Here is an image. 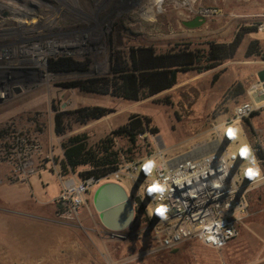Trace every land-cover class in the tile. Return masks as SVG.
Wrapping results in <instances>:
<instances>
[{"label": "rangeland", "instance_id": "1", "mask_svg": "<svg viewBox=\"0 0 264 264\" xmlns=\"http://www.w3.org/2000/svg\"><path fill=\"white\" fill-rule=\"evenodd\" d=\"M26 2L21 4L27 11L25 17L0 25V90L5 93L0 97V264H264V251L259 249L264 224L257 226V235L246 229L255 221L264 223V184L250 191V215L239 236L221 250L185 241L173 250L147 254L152 246L148 234L135 233L139 215L123 230L122 239H114L101 225L91 198L82 208L78 227L57 221L58 205L42 209L37 205L59 194L61 143L71 136L86 134L88 144L93 145L130 119L140 120L143 133L134 145L124 138L115 141L114 150L121 156L118 166L144 160L155 166L205 148L201 145L214 139L216 131L232 118L233 108L246 100V90L257 82L260 59L247 58L244 51L254 33H264L257 31L264 22V0H162L159 12L153 0ZM204 10L211 14L203 16V25H183V21L202 16ZM241 27L256 31L244 36L232 59L201 73L180 72L175 86L149 98L130 101L63 87L64 83L109 77L111 49L123 57L132 47H152L157 53L180 46L201 51L209 42H229ZM47 43L64 46L70 53L44 56L39 63L22 54L33 47L43 51ZM59 57L80 62L84 69L50 72L49 60ZM240 88L245 93L235 95ZM91 106L111 113L85 124L70 115ZM56 114H65V131L60 136L54 133ZM254 116L240 122L244 133L238 126V144L252 141L255 133L264 137L263 130L250 124ZM20 136L26 143L36 141L38 151L26 155L16 140ZM22 160L26 167L15 170ZM86 169L80 167L73 175ZM39 175L41 181L50 176L47 188L39 181L29 183ZM104 182L110 181L100 184ZM120 182L125 183L138 212L141 204L134 199L135 190L130 192L133 183L125 178Z\"/></svg>", "mask_w": 264, "mask_h": 264}, {"label": "built area", "instance_id": "2", "mask_svg": "<svg viewBox=\"0 0 264 264\" xmlns=\"http://www.w3.org/2000/svg\"><path fill=\"white\" fill-rule=\"evenodd\" d=\"M200 14L205 16L211 12L204 10ZM257 31L264 32V22L258 24ZM259 90L258 82L246 90V100L233 108L232 118L216 131L213 140L201 145H212L208 152L198 155L189 152L162 160L155 166L151 160L122 163L117 170L97 180L58 172L61 190L55 200L60 208L57 221L66 226H80L87 195L102 181L120 183L125 178L137 183L134 199L141 204V211L140 227L135 233L148 234L152 246L147 254L173 250L185 241L223 249L239 236L241 226L250 215L249 192L264 184V137L255 133L252 147L236 142L237 125L264 110V102H254ZM16 140L26 155L39 149L34 140L26 143L21 136ZM231 143L235 146L231 147ZM255 147L262 153V159L256 157ZM250 158L253 161L247 164ZM22 167H26L25 160L19 161L15 170ZM24 174L25 171L20 173ZM122 232L106 229L107 235L114 239H122Z\"/></svg>", "mask_w": 264, "mask_h": 264}, {"label": "trees", "instance_id": "3", "mask_svg": "<svg viewBox=\"0 0 264 264\" xmlns=\"http://www.w3.org/2000/svg\"><path fill=\"white\" fill-rule=\"evenodd\" d=\"M255 27H241L229 42H209L205 50L194 51L188 46L171 48L165 52L157 53L152 47H132L127 56L123 57L118 51L111 49L110 76L87 78L82 81L64 83L65 88H77L87 93L119 97L130 101L149 98L175 86L177 74L186 71L201 73L214 69L226 60L232 59L247 33L255 32ZM245 57H257L264 61V48L257 40L248 42ZM84 69L80 62L71 58L59 57L49 60L48 70L53 73L71 72ZM239 89L235 95L244 94ZM111 113L110 109L91 106L82 107L70 115L82 124L99 120ZM253 113L251 116H253ZM65 114H56L54 117V133L63 135L65 128L62 121ZM143 133L142 122L130 119L112 129L107 135L95 144L89 145L86 134L69 137L61 143L62 160L61 174L75 173L80 167H87L79 172L80 178L92 177L95 180L109 175L118 168L120 153L114 150L117 138H124L130 144L136 143L137 137ZM255 154L258 159L263 155L257 147Z\"/></svg>", "mask_w": 264, "mask_h": 264}, {"label": "water", "instance_id": "4", "mask_svg": "<svg viewBox=\"0 0 264 264\" xmlns=\"http://www.w3.org/2000/svg\"><path fill=\"white\" fill-rule=\"evenodd\" d=\"M205 23L203 16H195L193 19L183 21V25L188 28H197ZM257 82L260 90L254 96L255 103L264 102V69L257 73ZM132 192L137 183L134 182ZM131 194L117 182H104L99 184L92 192V205L98 214L101 225L111 231H123L134 221L138 212L135 211ZM141 208V207H140Z\"/></svg>", "mask_w": 264, "mask_h": 264}, {"label": "crops", "instance_id": "5", "mask_svg": "<svg viewBox=\"0 0 264 264\" xmlns=\"http://www.w3.org/2000/svg\"><path fill=\"white\" fill-rule=\"evenodd\" d=\"M254 33V32H253ZM250 40H257L258 42H259V44H260V47L261 48H264V33H261V34H258V33H254V37H252V38H249V41ZM248 41V42H249ZM248 42H247V44H248ZM264 69V61H261L260 60V66L258 67V69H257V73L259 72V71H261V70H263ZM255 116L253 117V119L251 120V122H250V124H251V126L253 127V128H255V129H260V130H263L264 131V110H262V111H260V112H256L255 114H254ZM238 126H241V128H242V131H243V133H244V128L242 127V125L239 123L238 125H237V128H239ZM238 130V129H237ZM246 138V137H245ZM254 144V137L252 138V141L250 140V139H246V142L245 143H243V144H246V145H249V146H254L253 144ZM43 173V172H42ZM41 174V173H40ZM39 178L38 179H35L34 177H32V178H30L29 179V183H31V184H33V185H37V182L39 181L40 182V184L42 185V186H44V188H47L48 186H49V180H50V176H46L45 177V181H41V177H40V175L38 176ZM125 190H126V186H125V183H123V182H120L119 183ZM59 185H60V188L58 189V193L60 192V190H61V182H60V180H59ZM260 185H262V184H260ZM260 185H257V186H255L254 188H256V187H258V186H260ZM21 190H23V191H25V189H24V187H21L20 188ZM127 191V190H126ZM92 192L93 191H91L88 195H87V197H86V199H87V201H88V198L90 199L91 197H92ZM57 193V194H58ZM128 193V192H127ZM250 193V192H249ZM59 195V194H58ZM58 195H56L57 197H58ZM54 197V198H52L51 200H47V201H42L41 203H39V204H37L38 205V207H40L41 209L42 208H44L45 206L46 207H50L52 204H54L55 206H57V204H56V202H55V200H56V198L57 197ZM249 194H248V202H249V205H250V200H249ZM263 198H262V202H263ZM87 201H86V203H87ZM49 209V208H48ZM258 223H259V225H258ZM263 224L264 223H262V222H257V221H255L254 223H250L247 227H246V229H248L249 230V233H251V234H253V233H255L254 235H257L258 234V227L257 226H263ZM257 230V231H256ZM253 231V232H252ZM259 249H260V251H264V237L263 238H261V241H260V247H259Z\"/></svg>", "mask_w": 264, "mask_h": 264}, {"label": "bare ground", "instance_id": "6", "mask_svg": "<svg viewBox=\"0 0 264 264\" xmlns=\"http://www.w3.org/2000/svg\"><path fill=\"white\" fill-rule=\"evenodd\" d=\"M11 2V1H10ZM10 4V3H8ZM16 4V3H15ZM14 4V5H15ZM12 3L10 5H7V7H9V9H11L13 11V14L16 15V19H20L22 17H25L27 14V11L25 9H23V7H19V6H14ZM153 5H154V9L156 10V12H159L160 8L162 7V0H153ZM181 6V5H180ZM152 8V7H151ZM11 11V12H12ZM23 24V23H22ZM42 27V26H41ZM57 49H60V51H57ZM77 49H74V54H77L78 51H76ZM62 52H66L64 46H56L54 43L51 44H46V49L45 50H41V47H33L31 50L29 51H24L22 54L25 57H33L35 58V61L37 63H39L40 58L44 57V56H49V55H56L58 53H62ZM72 52V53H73ZM66 53H70V52H66ZM3 55V54H2ZM4 56V55H3ZM41 64V63H40ZM43 66V64H41ZM4 92H2L0 90V96H3ZM213 148L212 145H207L205 146V148L200 149L199 152L197 151V153H195L194 155H198V154H202L205 152H208L209 150H211ZM191 156V155H189ZM188 156V157H189Z\"/></svg>", "mask_w": 264, "mask_h": 264}, {"label": "flooded vegetation", "instance_id": "7", "mask_svg": "<svg viewBox=\"0 0 264 264\" xmlns=\"http://www.w3.org/2000/svg\"><path fill=\"white\" fill-rule=\"evenodd\" d=\"M14 1H16L17 3ZM26 1H31V3L33 2V4H35L34 1H37V0H0V25L3 26L4 24H8V23H16V20H15L16 18L13 16V11L9 9L7 5H10L11 3L14 5L16 3L14 6L23 7L21 4L28 5ZM23 9L25 8L23 7Z\"/></svg>", "mask_w": 264, "mask_h": 264}]
</instances>
